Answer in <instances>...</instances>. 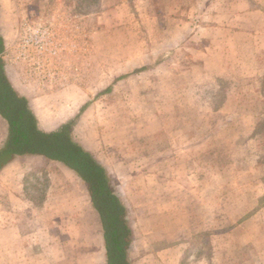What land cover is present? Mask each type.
Returning a JSON list of instances; mask_svg holds the SVG:
<instances>
[{"label": "rangeland", "instance_id": "obj_1", "mask_svg": "<svg viewBox=\"0 0 264 264\" xmlns=\"http://www.w3.org/2000/svg\"><path fill=\"white\" fill-rule=\"evenodd\" d=\"M0 7L13 77L72 114L86 105L76 135L135 229L182 239L184 263L264 264V0Z\"/></svg>", "mask_w": 264, "mask_h": 264}, {"label": "crops", "instance_id": "obj_2", "mask_svg": "<svg viewBox=\"0 0 264 264\" xmlns=\"http://www.w3.org/2000/svg\"><path fill=\"white\" fill-rule=\"evenodd\" d=\"M0 33L5 41V49L0 54L5 72L16 90L28 98L39 127L53 130L74 118L79 112L71 113L69 99L35 96L31 88L13 77L16 69L8 59L9 45L1 27ZM78 120L79 117L74 126L75 138L112 177L106 162L87 141L76 135ZM6 138L7 123L0 116V148ZM121 200L128 207L127 201L122 197ZM133 217L129 209L133 239L128 255L132 264L192 263L183 262L188 249L182 239L171 243L160 230L157 233L149 230L144 233L143 228L137 230ZM0 257L1 261L10 258L11 264H105L101 218L87 183L75 170L61 161L28 153L15 155L0 168Z\"/></svg>", "mask_w": 264, "mask_h": 264}, {"label": "trees", "instance_id": "obj_3", "mask_svg": "<svg viewBox=\"0 0 264 264\" xmlns=\"http://www.w3.org/2000/svg\"><path fill=\"white\" fill-rule=\"evenodd\" d=\"M5 41L0 33V54ZM53 130L39 127L29 100L11 83L0 56V116L7 123V138L0 148V168L17 154H41L72 168L87 183L92 203L102 223L106 249L105 264H132L128 247L133 239L129 209L118 193L119 185L83 144L74 136L82 110Z\"/></svg>", "mask_w": 264, "mask_h": 264}]
</instances>
